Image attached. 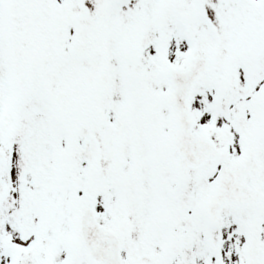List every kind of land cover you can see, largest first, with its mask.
<instances>
[{
	"label": "snow or ice",
	"instance_id": "obj_1",
	"mask_svg": "<svg viewBox=\"0 0 264 264\" xmlns=\"http://www.w3.org/2000/svg\"><path fill=\"white\" fill-rule=\"evenodd\" d=\"M0 264H264V0H0Z\"/></svg>",
	"mask_w": 264,
	"mask_h": 264
}]
</instances>
